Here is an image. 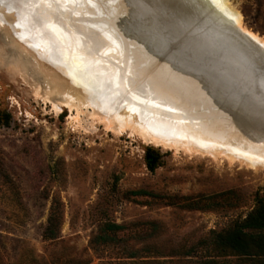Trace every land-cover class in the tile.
<instances>
[{
    "label": "rangeland",
    "instance_id": "obj_1",
    "mask_svg": "<svg viewBox=\"0 0 264 264\" xmlns=\"http://www.w3.org/2000/svg\"><path fill=\"white\" fill-rule=\"evenodd\" d=\"M11 1L0 0V111L11 116L0 124V264H264L213 245V233L241 221L264 192V166L240 163L243 150L233 143L255 139L264 147V130L255 129L260 139L240 130L196 78L180 71L196 70L217 97L234 101L244 93L232 86L230 65L242 70L237 80L255 86L264 81V47L250 67L243 43H216L207 28L226 20L215 0H137L132 34L142 15L160 40L188 25L164 61L125 33L123 0H23L18 20ZM226 2L240 15L233 27L264 42V0ZM49 12L55 18L42 17ZM148 41L153 52L166 47ZM149 81L170 102L139 90ZM82 86L93 94L74 92ZM122 91L136 110L176 113L222 131L213 136L209 129L215 140L181 136L164 147L136 129L110 128L95 100L103 106ZM222 126L232 142L218 139ZM147 147L160 153L153 171L145 165Z\"/></svg>",
    "mask_w": 264,
    "mask_h": 264
},
{
    "label": "bare ground",
    "instance_id": "obj_2",
    "mask_svg": "<svg viewBox=\"0 0 264 264\" xmlns=\"http://www.w3.org/2000/svg\"><path fill=\"white\" fill-rule=\"evenodd\" d=\"M215 1L218 4L221 12L224 14L223 19L226 21L223 23L229 24L231 26H239L240 15L236 11L234 12V10H232L231 6L227 4L226 0H215ZM22 2H23V0H12L10 3L14 7H9L10 3L7 2L8 3L7 8L9 9L10 13L14 14L16 20H18L19 15L21 14V11H22L21 8H23ZM205 4H206V1H205ZM210 7H211V5H210ZM38 11L39 10H36V12H38ZM215 12H217V11H215ZM42 17L45 19L46 18H48V19L55 18V16L51 12L42 14ZM241 30H242L241 32L243 34H245L247 37L251 38L255 43L261 44V46L264 47V42H261L260 39L255 34L251 33L250 31H247L245 29H242V28H241ZM35 37L33 36L31 39L34 38V40H35ZM239 37H241V36H239ZM50 44H51L50 47L53 48L52 50H54L55 46H58L57 43H50ZM29 51H31V50H29ZM35 53H37V52H35ZM33 54H34V52H33ZM48 54H50L49 51H48ZM37 55H38V53H37ZM51 56H53V54ZM22 58L25 59L24 57H22ZM55 58H57L56 53H55ZM47 59H49V58H47ZM51 60H53V59H51ZM51 60H49V61H51ZM44 61H45V59H44ZM49 63H51V62H49ZM129 79H135V77L133 75H131L129 77ZM153 84L154 83L152 81H149L144 85H139V90L142 92L144 90V92L146 94L154 96L155 98H157L158 101H169L170 102V99L168 98V96L164 95V93H162V91H160V90L158 91V88L154 87ZM187 85L188 84H185V86H184L185 89H186ZM144 86H146V88H144ZM193 87L199 88L196 85ZM164 89H166V88H164ZM71 90H72V88H71ZM189 90L193 91L192 89H189ZM74 92L80 94L82 97L83 96H89L90 97L93 94L92 92H89L87 89H85L83 86L81 88L80 87L74 88ZM215 95H217V94H215ZM218 95H220V94H218ZM113 97H115V96L113 95ZM132 101L133 100H131L130 96H128V94L126 92L122 91V92H120V95L118 97L112 98L111 101L109 103H107L106 105L102 106L100 104V102H98L97 100H95L96 104L93 102V105L95 104L96 107L99 106L98 108L103 109L107 114H109V116L103 117V118H105V121L107 122V126H109L110 128L113 127V125L117 124V125H119L118 127H120L121 129L128 127L133 132H134L133 129H136L142 135V138H144L147 142H153L156 145H162L164 147L169 145V143L171 141H173L174 144H178L177 138H179L181 136L182 137H198V138H202V139L215 140V139H211L212 137H210V136H212V135L216 136L218 131H222L220 128L221 126L220 127H216V126L210 127L209 126V127H203V128L194 126L190 123H187L186 120L182 119V117L176 113H172V118L171 117L167 118V117H161L159 115H156L154 112L145 111V110H143V108H139L136 110L133 106ZM206 102H207V104H205V105H208L209 100H207ZM62 104L64 106L71 107L70 103H68V102H63ZM172 106L175 107L174 105H172ZM126 112H131L133 115L127 116ZM182 120H184L185 123L182 122ZM210 128H211V130H213V132L211 130H209ZM222 129H224L225 131H223V133H221L222 137L219 136L218 139L222 138V140H225L227 142H230V141L232 142V140L229 139V135H228L229 129H226L224 126H222ZM117 132L120 133V131H118V130H117ZM209 132H212V135ZM233 143L239 149L243 150L238 155V159H239L240 163H242V164L246 163L247 165H253V164L259 163L260 165L264 166V147L260 146L258 144V142H256L255 139L254 140L253 139L248 140V139H241L239 137H235ZM188 144L189 143L187 142L185 145H187V147L189 148L190 146H188ZM230 153H231V151H230ZM255 154L258 155V157L254 156ZM226 155H228V154H226ZM229 157H230V155H229ZM234 157L235 156H233V159H234ZM233 159H229V160H233ZM235 159H237V158L235 157Z\"/></svg>",
    "mask_w": 264,
    "mask_h": 264
},
{
    "label": "water",
    "instance_id": "obj_3",
    "mask_svg": "<svg viewBox=\"0 0 264 264\" xmlns=\"http://www.w3.org/2000/svg\"><path fill=\"white\" fill-rule=\"evenodd\" d=\"M138 1L145 2L146 0H138ZM138 1L137 0H123L124 4H126V6H127L126 24L124 25V31L127 35L132 36L137 41H139L142 45H144L149 51H151V53L154 56L162 57V60L164 61L167 59V56H168L167 54L171 52V51L167 52L170 44L174 40H176L183 32L189 30L188 25L184 26V28L181 29V33L178 34L177 36H174L170 39L165 38V40L164 39L160 40L161 39V37L159 35L160 30L158 32L157 28L155 27L156 25L153 27L152 21L149 20V18L147 19L145 16L143 17V15H142L141 17L138 16L135 18L136 20L140 19L142 25L137 30L138 32H136L135 34H132L129 31V23L131 22L133 17L136 15L137 11H139V9H140L139 5H138L140 2H138ZM166 1H168L170 3L173 2V0H165V2ZM206 11H208V10H206ZM208 22L211 23L210 21H207L204 24H207ZM209 23L206 26L209 27L210 26ZM192 24L193 23H191L189 26H191ZM212 26H213L212 28L210 27L207 29L210 30L209 33H211L213 35V37H218L216 43H243L247 49L246 53L248 51V53H250V55H251V56L249 55L247 57L249 59L250 67L253 66L252 64H254L255 62H259L256 55L253 56L254 54H256L259 51L258 47H260V45L258 43H255L251 38L242 35L239 29H237V28L235 29L233 26H231L229 24L219 23L217 25L216 24L213 25V23H212ZM139 32L142 35L137 34ZM145 33L150 34L149 37H146L147 39L143 38V37H145L144 36ZM239 36H241V37H239ZM189 37H190V34L183 41H185ZM145 39L147 40V43H146ZM150 39H151V41H150L151 43H165V45H166L165 49L161 48L160 51L153 52L152 50H150L147 47V46H150L149 41H148ZM233 55H236V54L233 53ZM230 67L235 68L234 71L231 73V77L233 79V81L231 83V84H233L232 86H234L235 89H240V91L241 92L243 91V93H244L240 98H238L234 101H226L223 98L217 97V95H215L214 91L212 92L211 90H209V85L207 84V82L204 81V79L202 77H199L197 75V74H199V72L197 73L196 70H193L189 67L188 68L182 67L180 71H181V73H183L186 76L196 78L198 80V82L204 87V89L206 90L208 95L211 96V98L215 102L216 106L219 109H221L224 112H227L229 114L230 119L235 126L239 127L240 130H244L245 132L252 134L254 136V138L260 139L262 134L260 132H256V130L257 129L259 131L264 130V81L256 83V85L254 86V84H251L245 77H242L241 80H237V79H240L237 77L241 76L238 73V71L239 72L242 71L241 68L235 67L234 65L233 66L230 65ZM199 70H201V69H199ZM202 72L208 73V70L206 68H203L201 73ZM219 84H222V83L219 82ZM216 85H218V84H216ZM224 85H222V86H224ZM226 85H228V84H226Z\"/></svg>",
    "mask_w": 264,
    "mask_h": 264
},
{
    "label": "trees",
    "instance_id": "obj_4",
    "mask_svg": "<svg viewBox=\"0 0 264 264\" xmlns=\"http://www.w3.org/2000/svg\"><path fill=\"white\" fill-rule=\"evenodd\" d=\"M10 120L8 112L0 111L1 125H7ZM144 161L146 167L153 171L160 164V153L147 147L144 151ZM49 228L50 223L45 227V232ZM213 245L217 250L224 252V255L264 261V192L261 195L257 193L254 207L241 221L213 233ZM203 263L215 264L217 261L206 259Z\"/></svg>",
    "mask_w": 264,
    "mask_h": 264
}]
</instances>
